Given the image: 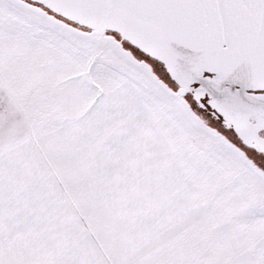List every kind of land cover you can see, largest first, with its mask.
<instances>
[{"label":"snow or ice","instance_id":"snow-or-ice-1","mask_svg":"<svg viewBox=\"0 0 264 264\" xmlns=\"http://www.w3.org/2000/svg\"><path fill=\"white\" fill-rule=\"evenodd\" d=\"M0 264H264V0H0Z\"/></svg>","mask_w":264,"mask_h":264}]
</instances>
